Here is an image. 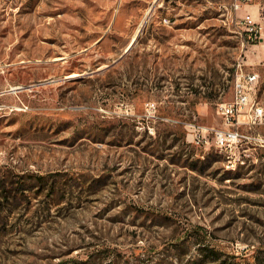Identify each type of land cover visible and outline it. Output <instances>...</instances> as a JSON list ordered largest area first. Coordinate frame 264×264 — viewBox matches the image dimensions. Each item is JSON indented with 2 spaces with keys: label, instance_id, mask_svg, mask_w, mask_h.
I'll use <instances>...</instances> for the list:
<instances>
[{
  "label": "rangeland",
  "instance_id": "374dc122",
  "mask_svg": "<svg viewBox=\"0 0 264 264\" xmlns=\"http://www.w3.org/2000/svg\"><path fill=\"white\" fill-rule=\"evenodd\" d=\"M0 193V264L264 260V0H0Z\"/></svg>",
  "mask_w": 264,
  "mask_h": 264
},
{
  "label": "built area",
  "instance_id": "2783aa9c",
  "mask_svg": "<svg viewBox=\"0 0 264 264\" xmlns=\"http://www.w3.org/2000/svg\"><path fill=\"white\" fill-rule=\"evenodd\" d=\"M243 22L246 25L248 32V39L250 41L257 39L258 28L253 22L252 18L246 14L244 15ZM235 81L233 84V94L229 101L219 103L217 105V112L223 118L225 123L233 125L237 122V114L243 105L249 103L250 98L253 97L255 92V85L257 83L258 74L255 71H241V69L235 72ZM253 105L251 117L256 119L262 114V107ZM206 128L205 130H210ZM239 136L236 129H222L215 131L214 143L217 147L226 146L227 141L235 139ZM200 139H196L198 142Z\"/></svg>",
  "mask_w": 264,
  "mask_h": 264
},
{
  "label": "trees",
  "instance_id": "16d2710c",
  "mask_svg": "<svg viewBox=\"0 0 264 264\" xmlns=\"http://www.w3.org/2000/svg\"><path fill=\"white\" fill-rule=\"evenodd\" d=\"M176 128H177V131H178V135H179V137L181 138V140L183 141V139H184V137H185V129H184V126H183V124H182V122H178V123H176ZM167 130V129H166ZM166 132V131H165ZM189 154H191V152L189 153ZM179 155H180V157H179ZM183 156H184V158H183ZM200 156H202L201 154H198L195 158H194V160H191L190 161V168H192V169H195V168H197V165H195V163H192V162H198V163H201V164H210L213 160H215V159H213V158H209L208 156L206 157V156H202V158L200 157ZM217 156H219V154L217 155ZM177 158H182L183 160H185V159H189V158H191V156L190 155H188V153H186V154H184L183 155V153L182 152H178V154H177ZM2 195V193H0V196ZM209 251V253H211L212 254V252H214L213 251V249H209L208 250ZM256 264H264V260H260V259H258L257 261H256Z\"/></svg>",
  "mask_w": 264,
  "mask_h": 264
},
{
  "label": "water",
  "instance_id": "95a60500",
  "mask_svg": "<svg viewBox=\"0 0 264 264\" xmlns=\"http://www.w3.org/2000/svg\"><path fill=\"white\" fill-rule=\"evenodd\" d=\"M132 43H133V41H132L130 44H128L127 47H125L124 52H126V51L130 48V46H131ZM121 56H122V54H121L119 57H121ZM119 57L116 58V59H114V60H113V63H114L115 61H117V60L119 59ZM106 67H107V65H106ZM101 70H103V69H98V70H96V71H94V72H99V71H101Z\"/></svg>",
  "mask_w": 264,
  "mask_h": 264
},
{
  "label": "bare ground",
  "instance_id": "6f19581e",
  "mask_svg": "<svg viewBox=\"0 0 264 264\" xmlns=\"http://www.w3.org/2000/svg\"><path fill=\"white\" fill-rule=\"evenodd\" d=\"M133 40H134V35L132 36L131 41L128 44H130ZM125 47H127V46H125Z\"/></svg>",
  "mask_w": 264,
  "mask_h": 264
}]
</instances>
